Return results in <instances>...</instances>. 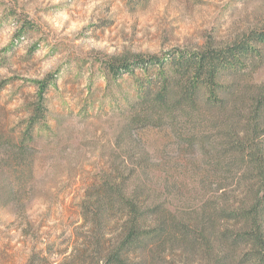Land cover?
Masks as SVG:
<instances>
[{"label": "rangeland", "instance_id": "obj_1", "mask_svg": "<svg viewBox=\"0 0 264 264\" xmlns=\"http://www.w3.org/2000/svg\"><path fill=\"white\" fill-rule=\"evenodd\" d=\"M261 28L264 0H0V192H13L0 208V264L63 261L77 244L86 190L113 167L141 202L189 226L206 205L236 206L255 180L212 150L217 133L190 121L127 130L145 78L107 67L135 53L163 58L224 45ZM253 79L264 83V64ZM48 81L47 120L19 163L12 150ZM217 217V227L233 226ZM181 244L160 264H207L200 248Z\"/></svg>", "mask_w": 264, "mask_h": 264}, {"label": "trees", "instance_id": "obj_2", "mask_svg": "<svg viewBox=\"0 0 264 264\" xmlns=\"http://www.w3.org/2000/svg\"><path fill=\"white\" fill-rule=\"evenodd\" d=\"M263 64L264 28L250 29L224 45L207 42L163 58L135 53L111 60L110 74L134 76L140 70L145 78L137 81L127 130L181 121L210 127L218 136L212 150L240 165L255 183L245 186V197L236 206L206 205L196 226H189L161 204L141 202L113 167L86 190L79 204L83 222L76 232L77 244L57 264H160L162 253L175 241L200 248L207 264H264V83L253 79ZM49 83L42 82L12 150L19 163L20 156L30 153L39 124L47 120ZM2 141L0 137V146ZM207 143L203 136L200 144ZM11 197L7 186L0 192V208ZM217 215L233 226L217 227Z\"/></svg>", "mask_w": 264, "mask_h": 264}]
</instances>
